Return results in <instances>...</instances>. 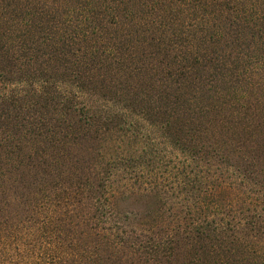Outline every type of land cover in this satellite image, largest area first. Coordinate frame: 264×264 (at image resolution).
I'll return each mask as SVG.
<instances>
[{
    "label": "trees",
    "instance_id": "1",
    "mask_svg": "<svg viewBox=\"0 0 264 264\" xmlns=\"http://www.w3.org/2000/svg\"><path fill=\"white\" fill-rule=\"evenodd\" d=\"M0 264H264V0H0Z\"/></svg>",
    "mask_w": 264,
    "mask_h": 264
}]
</instances>
